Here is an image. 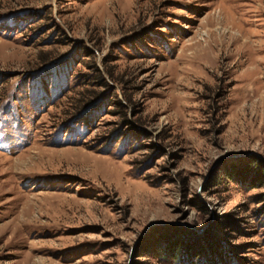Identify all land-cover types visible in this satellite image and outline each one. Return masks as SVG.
<instances>
[{"label": "rangeland", "instance_id": "374dc122", "mask_svg": "<svg viewBox=\"0 0 264 264\" xmlns=\"http://www.w3.org/2000/svg\"><path fill=\"white\" fill-rule=\"evenodd\" d=\"M0 264H264V0H0Z\"/></svg>", "mask_w": 264, "mask_h": 264}]
</instances>
